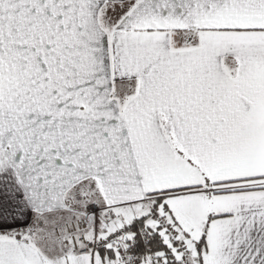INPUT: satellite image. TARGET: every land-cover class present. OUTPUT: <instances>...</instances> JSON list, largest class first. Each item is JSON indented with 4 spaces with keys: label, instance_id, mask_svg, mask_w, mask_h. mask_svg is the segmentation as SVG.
I'll return each mask as SVG.
<instances>
[{
    "label": "snow or ice",
    "instance_id": "1",
    "mask_svg": "<svg viewBox=\"0 0 264 264\" xmlns=\"http://www.w3.org/2000/svg\"><path fill=\"white\" fill-rule=\"evenodd\" d=\"M0 264H264V0H0Z\"/></svg>",
    "mask_w": 264,
    "mask_h": 264
}]
</instances>
